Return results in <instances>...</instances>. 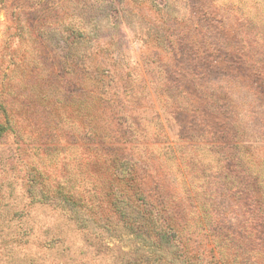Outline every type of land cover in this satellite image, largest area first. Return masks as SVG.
Listing matches in <instances>:
<instances>
[{"label": "rangeland", "instance_id": "obj_1", "mask_svg": "<svg viewBox=\"0 0 264 264\" xmlns=\"http://www.w3.org/2000/svg\"><path fill=\"white\" fill-rule=\"evenodd\" d=\"M0 90V264L110 261L27 180L111 174L192 260L264 264V0H0Z\"/></svg>", "mask_w": 264, "mask_h": 264}, {"label": "trees", "instance_id": "obj_2", "mask_svg": "<svg viewBox=\"0 0 264 264\" xmlns=\"http://www.w3.org/2000/svg\"><path fill=\"white\" fill-rule=\"evenodd\" d=\"M84 37L80 32L76 35L78 42ZM90 37L93 43L99 39L96 35ZM76 70L79 76L83 75V67L78 65ZM79 81L80 84L84 82L83 79ZM3 96L0 90V139L10 129L6 121L7 103ZM38 178L32 176L27 180L31 201L54 207L67 222L83 230L86 236L89 234L87 239H94L100 251L111 253V260L105 263L84 259L67 260L63 264H203L199 256H192V260L186 250L182 251L185 247L170 225L157 223V215L142 193L137 179L129 180L121 174H111L109 179H105L103 195H91L89 188L78 191L73 181L64 176L39 193L34 187ZM130 191L136 192V195L134 193L130 197ZM60 239L58 237L51 241L47 249L54 248ZM113 253H117V256L113 257Z\"/></svg>", "mask_w": 264, "mask_h": 264}]
</instances>
